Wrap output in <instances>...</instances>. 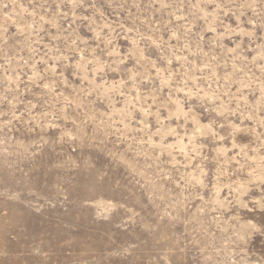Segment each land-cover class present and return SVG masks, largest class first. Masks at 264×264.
Wrapping results in <instances>:
<instances>
[{"label":"rangeland","instance_id":"1","mask_svg":"<svg viewBox=\"0 0 264 264\" xmlns=\"http://www.w3.org/2000/svg\"><path fill=\"white\" fill-rule=\"evenodd\" d=\"M0 264H264V0H0Z\"/></svg>","mask_w":264,"mask_h":264}]
</instances>
